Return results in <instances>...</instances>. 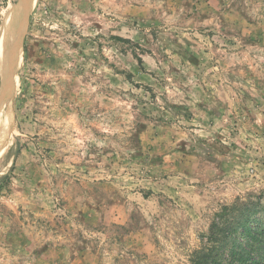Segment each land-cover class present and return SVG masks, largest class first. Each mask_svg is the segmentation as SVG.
Here are the masks:
<instances>
[{"label": "rangeland", "instance_id": "rangeland-1", "mask_svg": "<svg viewBox=\"0 0 264 264\" xmlns=\"http://www.w3.org/2000/svg\"><path fill=\"white\" fill-rule=\"evenodd\" d=\"M24 1L0 0V264H195L264 222V0H35L9 88Z\"/></svg>", "mask_w": 264, "mask_h": 264}, {"label": "trees", "instance_id": "trees-1", "mask_svg": "<svg viewBox=\"0 0 264 264\" xmlns=\"http://www.w3.org/2000/svg\"><path fill=\"white\" fill-rule=\"evenodd\" d=\"M245 214L215 226L213 245L199 254L194 263L264 264V222Z\"/></svg>", "mask_w": 264, "mask_h": 264}, {"label": "bare ground", "instance_id": "bare-ground-1", "mask_svg": "<svg viewBox=\"0 0 264 264\" xmlns=\"http://www.w3.org/2000/svg\"><path fill=\"white\" fill-rule=\"evenodd\" d=\"M35 0H25L24 3L26 2V4L23 3V7L21 9V20L16 22V24H14L13 28H12V32H11V35L8 37L7 39V42L4 46V49H3V54L5 55V58H6V68L7 69H10V67L12 68L11 71H9L7 77L9 75H11L14 70L16 69V65H17V62L16 59H17V50H18V41L20 42V37L22 35V31L24 32L23 28H24V25H23V22L26 21V17L29 15L31 9H32V4L34 3ZM17 20V19H16ZM21 45V44H20ZM21 47V46H20ZM21 58V57H20ZM21 60V59H19ZM20 63V62H19ZM1 74V73H0ZM3 76V75H2ZM7 80H6V84H7ZM6 89V88H5ZM5 92H3L1 95V99L2 101L3 98H5Z\"/></svg>", "mask_w": 264, "mask_h": 264}, {"label": "water", "instance_id": "water-1", "mask_svg": "<svg viewBox=\"0 0 264 264\" xmlns=\"http://www.w3.org/2000/svg\"><path fill=\"white\" fill-rule=\"evenodd\" d=\"M4 61H6V60H4ZM4 64H5L4 67H3V68H4V71H5V72L7 73V75H8L9 71H11L12 68L10 67V69H7V68H6V63H4ZM11 77H12V74L9 75V76L7 77V81H8V82H7V85L9 86V88H10V82H11L10 80H11Z\"/></svg>", "mask_w": 264, "mask_h": 264}]
</instances>
